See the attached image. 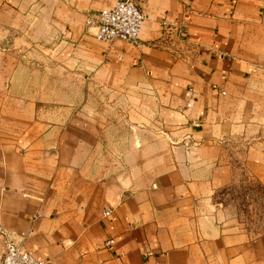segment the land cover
Segmentation results:
<instances>
[{
    "label": "crops",
    "instance_id": "crops-1",
    "mask_svg": "<svg viewBox=\"0 0 264 264\" xmlns=\"http://www.w3.org/2000/svg\"><path fill=\"white\" fill-rule=\"evenodd\" d=\"M113 1L0 0V260L10 238L45 264H264L214 198L237 172L264 185V0H135L140 46L85 25ZM37 45L109 110L7 105Z\"/></svg>",
    "mask_w": 264,
    "mask_h": 264
},
{
    "label": "rangeland",
    "instance_id": "rangeland-1",
    "mask_svg": "<svg viewBox=\"0 0 264 264\" xmlns=\"http://www.w3.org/2000/svg\"><path fill=\"white\" fill-rule=\"evenodd\" d=\"M16 51L18 64L11 87L18 95L8 96L7 105L70 104L87 106L92 111L100 107L109 110V86L83 80L67 66L51 65L45 47L37 45ZM214 198L240 226L254 234L264 233V185L256 178L237 172L225 188L215 192Z\"/></svg>",
    "mask_w": 264,
    "mask_h": 264
},
{
    "label": "built area",
    "instance_id": "built-area-1",
    "mask_svg": "<svg viewBox=\"0 0 264 264\" xmlns=\"http://www.w3.org/2000/svg\"><path fill=\"white\" fill-rule=\"evenodd\" d=\"M145 21V14L135 0H114L113 3L97 11L86 14L85 25L95 29L94 36L97 40L110 43L115 40L140 46V32ZM164 34L169 35L175 30L181 35L184 26H175L163 22ZM109 215L110 211L104 212ZM0 233L7 234L0 224ZM8 235V234H7ZM107 244L109 242H106ZM46 261L37 257L33 252L18 245L8 238L5 242V252L0 264H45Z\"/></svg>",
    "mask_w": 264,
    "mask_h": 264
},
{
    "label": "trees",
    "instance_id": "trees-1",
    "mask_svg": "<svg viewBox=\"0 0 264 264\" xmlns=\"http://www.w3.org/2000/svg\"><path fill=\"white\" fill-rule=\"evenodd\" d=\"M223 188H225V187H222V188H220V189H223Z\"/></svg>",
    "mask_w": 264,
    "mask_h": 264
}]
</instances>
